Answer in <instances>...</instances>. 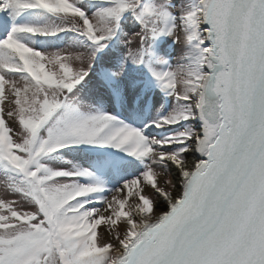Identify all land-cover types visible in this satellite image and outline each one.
I'll return each mask as SVG.
<instances>
[{
	"label": "snow or ice",
	"instance_id": "1",
	"mask_svg": "<svg viewBox=\"0 0 264 264\" xmlns=\"http://www.w3.org/2000/svg\"><path fill=\"white\" fill-rule=\"evenodd\" d=\"M0 264H264V0H0Z\"/></svg>",
	"mask_w": 264,
	"mask_h": 264
}]
</instances>
